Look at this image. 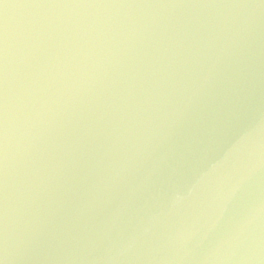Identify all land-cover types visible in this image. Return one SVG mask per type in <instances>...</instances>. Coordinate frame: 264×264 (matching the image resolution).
I'll list each match as a JSON object with an SVG mask.
<instances>
[{
    "label": "water",
    "instance_id": "water-1",
    "mask_svg": "<svg viewBox=\"0 0 264 264\" xmlns=\"http://www.w3.org/2000/svg\"><path fill=\"white\" fill-rule=\"evenodd\" d=\"M0 264H264V0H0Z\"/></svg>",
    "mask_w": 264,
    "mask_h": 264
}]
</instances>
